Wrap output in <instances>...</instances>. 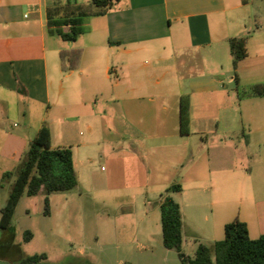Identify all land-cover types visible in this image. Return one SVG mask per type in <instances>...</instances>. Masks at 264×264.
<instances>
[{
    "label": "crops",
    "instance_id": "obj_1",
    "mask_svg": "<svg viewBox=\"0 0 264 264\" xmlns=\"http://www.w3.org/2000/svg\"><path fill=\"white\" fill-rule=\"evenodd\" d=\"M51 2L0 0V165L9 161L18 162L28 144L43 127L49 128L51 132L53 148H69L68 145L66 147L62 144L58 146L53 144L51 129L57 123L61 125L60 129L63 133L68 135L72 133L73 127L66 126L67 122L78 121L80 118L68 116L71 107L88 106L98 115L99 106L104 103L147 101L150 104L149 111L156 112L159 119H156L155 125L151 127L153 136L145 138L151 140L154 145L157 144L155 147L171 143L163 149L169 146L172 148L177 160L176 167H180L183 182L179 185L180 191L176 193L180 195L186 190L191 191L189 202L194 211L198 212V209L203 208L205 204L210 207L211 215H203L199 221L207 224L212 230L216 237L214 243L224 239L225 225L235 219L247 225L251 239L263 236L264 197L240 199L238 205L227 203L219 206L212 201V196L208 200L201 198L207 191L204 190L202 193L203 187L213 190L214 193L218 191L209 182H199L195 172L205 165L209 169L208 173H214L212 172L214 144L209 143V135L212 137L218 134L228 135L229 146L224 150L230 152L221 159L226 162H230L238 147L246 148L250 145L252 132L250 128L254 123L252 118H264V100L261 103L263 109L260 107L257 109L250 103L246 104L247 109L244 112L241 104L237 102L238 95L236 97L232 95L225 102H215L218 108L215 113L214 111L210 113L211 116L201 115L197 119L198 116L193 112L195 104L193 98L197 96L198 101L210 102L211 94L218 92L221 86L224 88L234 83L238 87L242 85L239 74L242 72V65L251 57L249 38L253 34L249 26L252 10L259 9L261 3L264 4V0H120L103 14H97L101 11L99 8L91 10L93 14L85 18L87 21L83 22L82 28H89L88 32L95 35L90 37L86 46L79 47L76 46L78 38L75 41H64L56 32L58 29H69V25L61 26V24L65 20L78 17L79 12L75 15L72 13L73 16L67 18L65 14L58 13L59 7L52 6ZM91 20H95L94 28ZM257 22L260 26L256 28L255 33L259 36L264 32V24L261 18L257 19ZM99 34L101 38L98 37ZM241 36L248 37L247 57L238 65L237 78L232 75L226 80L223 76L225 60L227 64L225 53H228L232 62L229 40ZM187 37L189 43L184 41ZM166 41L168 47L164 45ZM65 43H68V46H65ZM100 43H104L107 47L104 48ZM71 49L82 50L81 60L76 70L63 72L59 54L62 50ZM98 49H103L101 54ZM191 49L203 50L207 54L214 55V68L217 69L214 74L208 72L199 79L182 77L179 72V62ZM144 51L152 52L157 57L156 66L141 77L131 76L130 81H126L124 77L126 70L138 75L134 70L135 64L124 62L120 67L122 77L114 82L111 94L107 98V92L104 84L99 80V75L101 69L105 67L106 79L110 80L108 75L111 54L113 52L124 54L126 60H130ZM166 52L170 55L168 59L161 57ZM220 53L222 55H219ZM262 53H256L255 57L259 58ZM169 61L171 65L161 66ZM160 71L161 79L155 80V75ZM172 73H175V77L171 78ZM231 90L235 94L236 90ZM182 97H187L189 101V121L185 128L181 125ZM253 98L264 99V96ZM249 100L251 99L247 98L242 102ZM10 101L21 103L20 112L25 118L29 115V110H26L30 109L32 103L47 105L46 117H50L54 108L57 109L52 116L54 117L52 128L45 118L32 135L29 134V125H24L19 131H10ZM170 102L171 106L168 105ZM103 114L106 112L104 111ZM170 116L173 127L169 126ZM209 118L215 119L211 122L213 125H209ZM87 129L92 130L90 124H87ZM257 131L264 132V125ZM240 133L243 134V138L236 143L234 137ZM223 143L222 141V145ZM150 146L152 145H148L147 152L133 151L121 155V159L128 162V166L131 170L134 168L135 172V161L143 157L147 174L150 176L152 170L148 159L155 157L159 162L164 161L163 155H156ZM240 165L239 160L238 165L220 171L219 175L223 176V179L218 178V180L228 182L227 187H229L237 177L233 175L238 174L243 176L238 177L242 184L245 183L249 174L246 170L240 174ZM6 173L8 172L4 175ZM217 186L219 187L218 184ZM225 192L227 195L231 193L229 189ZM163 199H160L159 208ZM178 204L184 224L183 209L186 204L183 201H179ZM13 253L14 256H19L17 249H14Z\"/></svg>",
    "mask_w": 264,
    "mask_h": 264
},
{
    "label": "rangeland",
    "instance_id": "obj_2",
    "mask_svg": "<svg viewBox=\"0 0 264 264\" xmlns=\"http://www.w3.org/2000/svg\"><path fill=\"white\" fill-rule=\"evenodd\" d=\"M51 4L58 6V13L65 14L67 18L82 9L91 11L96 8L91 4V0H54ZM251 18L249 26L253 34L249 38L251 57L242 65V72L239 74L242 85L246 86L238 87L236 83L224 88L221 86L218 92L211 94L209 98L211 101L205 103L198 101L197 96H194L193 112L198 116L197 119L201 115L211 116L210 113L213 111L215 113L218 108L215 102H225L232 95L235 97L238 95L237 102L241 104L244 112L247 109L246 104L250 103L257 109L259 107L263 109L261 103L264 99L253 98L255 95L252 93L253 84L264 83V53H262L264 52V32L259 36L255 33L256 28L260 26L257 19L261 18L264 24L263 3L259 9L252 10ZM91 21L94 28L95 20ZM89 30L84 27L83 34L77 37L76 46H86L90 37L95 35L90 34ZM98 37L101 38V34ZM184 41L189 43L188 37L184 38ZM167 42H164L166 47H168ZM101 45L104 48L107 47L104 43ZM65 46H68V43H65ZM101 50L103 49H98V52L100 53ZM256 53L262 54L256 58ZM225 55H227V64L225 60L223 76L228 80L229 76H235L238 72L234 71L228 53ZM161 57L168 59L170 55L166 52ZM213 58V54L191 49L180 59L179 72L184 78L196 79L208 72L214 74L217 69L214 68ZM156 61L157 57L152 52H141L130 60H126L124 54L113 52L109 59L110 74H107L110 80L106 79L105 67L101 69L99 75V80L104 84L107 92L106 97L109 98L114 82L122 77L121 64L124 62L135 64L134 70L137 71L138 76L130 73L129 70H126L124 76L126 81H130L131 76L141 77L149 72L156 66ZM166 65H171V62H164L161 66ZM170 76L175 77V73ZM161 77L160 71L154 79H161ZM231 89L238 92L233 94ZM247 98L251 100L242 102ZM171 104V102L168 103L169 106ZM149 106L147 101L104 103L99 106L98 115L88 106L71 107L68 116H76L80 120L67 122L66 126L73 127L72 133L68 135L62 132L61 125L57 123L52 128V120H54L52 116L57 109L54 108L50 117H46L47 105L32 103L30 109L26 110H29V115L25 118L20 112L21 103L16 104L10 101L9 130L19 131L24 125H29V134L32 135V132L46 118V122L50 124L53 131V144L55 146L62 144L66 147L68 145V149L72 151L77 186L68 192L51 193L48 196L49 214H46L43 193L35 197L22 195L9 228L0 226V264H21L20 260H13L15 254L13 251L16 248L21 250L22 259L44 255L45 257L36 264H181L177 252L166 249L163 245L159 202L165 196L186 204L183 209L182 244V250L186 256L193 258L199 244L207 246L214 244L213 240L216 237L212 230L207 224L199 221L203 215H211L210 207L205 204L203 208L198 209V212L194 211L189 202L191 191L186 190L181 193L182 195L169 191V188L175 184L182 185V174L180 167H176L177 160L172 148L169 146L163 149L171 143L155 147L157 144L154 145L150 142L151 140L145 138L153 136L151 127L155 125L156 119H159L156 112L149 111ZM104 111L106 114H103ZM214 120L209 118V125H213L211 122ZM252 120L254 123L250 128L252 130L250 145L246 148L238 147L235 155L230 158V162L221 160L226 153L230 152L224 150L229 146L228 135L218 134L214 137L209 135V143L214 144L212 169L214 173H208L209 169L205 165L200 170L197 169L195 173L199 182H209L218 192L214 193L213 190L203 187L202 193L207 190L201 197L203 200H208L212 196V201L220 206L227 203L238 205L240 199L264 197V132L257 131L259 128L262 129L264 118H252ZM171 121L170 116L169 126L173 127ZM87 124L91 125V131L87 129ZM242 138L243 134L240 133L234 137V141L238 143ZM222 141L225 146L222 145ZM148 145H152L150 147L156 155H163L164 160L159 162L155 157L148 159L152 170L150 176L147 174L143 157L135 161V172L134 168L131 170L128 166V162L121 159V155L133 151L147 152ZM25 150L18 162L9 161L7 164L0 165V224L1 212L8 202ZM239 160L241 164L239 173L243 174L246 170L249 177L243 185L238 178L242 175L235 174L233 176L237 177L234 183L227 187L228 182L218 180V178L223 179L219 173L230 166L238 165ZM5 172L10 173L9 178H5ZM228 189L231 196L225 192ZM243 191H245L244 194ZM222 192L225 194H221ZM28 231L31 234L30 238L26 235ZM3 254L8 257L6 258Z\"/></svg>",
    "mask_w": 264,
    "mask_h": 264
},
{
    "label": "trees",
    "instance_id": "obj_3",
    "mask_svg": "<svg viewBox=\"0 0 264 264\" xmlns=\"http://www.w3.org/2000/svg\"><path fill=\"white\" fill-rule=\"evenodd\" d=\"M120 0H92V5L99 8L97 14L110 10ZM93 13L88 9L79 11L78 17L65 20L61 26L69 25L68 30L58 29L57 34L64 41H75L84 29L82 24L86 17ZM247 36L235 37L229 40L232 66L237 71L239 63L247 57ZM63 72L76 70L82 57L81 49L62 50L60 52ZM237 78V74L235 75ZM255 96H264V84L252 87ZM188 98H181V125L185 128L189 121ZM5 178L10 177L6 173ZM77 186V176L74 167L73 154L68 148H53L51 132L43 127L25 150L6 206L2 210L0 226L9 228L15 208L22 197H35L44 194L46 214H49L48 196L54 192H68ZM169 191H180L179 185H173ZM163 245L166 249L175 250L181 264H264V235L251 239L247 225L238 219L227 223L224 228V239L207 246L199 244L193 258L188 257L182 250L183 223L181 208L172 197L166 196L160 204ZM27 238L31 234L26 233ZM21 264H36L44 255L22 259V253L16 248ZM15 260V261H16Z\"/></svg>",
    "mask_w": 264,
    "mask_h": 264
},
{
    "label": "built area",
    "instance_id": "obj_4",
    "mask_svg": "<svg viewBox=\"0 0 264 264\" xmlns=\"http://www.w3.org/2000/svg\"><path fill=\"white\" fill-rule=\"evenodd\" d=\"M43 1H45V2H50V1H53V0H43Z\"/></svg>",
    "mask_w": 264,
    "mask_h": 264
}]
</instances>
